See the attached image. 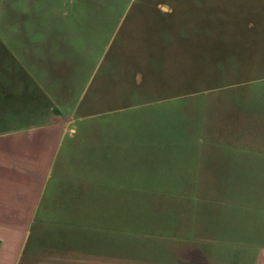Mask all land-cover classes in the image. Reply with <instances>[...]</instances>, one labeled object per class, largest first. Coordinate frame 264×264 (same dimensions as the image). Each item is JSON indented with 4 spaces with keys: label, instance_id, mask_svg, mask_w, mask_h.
Masks as SVG:
<instances>
[{
    "label": "rangeland",
    "instance_id": "obj_1",
    "mask_svg": "<svg viewBox=\"0 0 264 264\" xmlns=\"http://www.w3.org/2000/svg\"><path fill=\"white\" fill-rule=\"evenodd\" d=\"M260 108L264 0H0V172L40 201L20 263L218 264L245 222L212 183L248 175L212 171V136Z\"/></svg>",
    "mask_w": 264,
    "mask_h": 264
},
{
    "label": "crops",
    "instance_id": "obj_2",
    "mask_svg": "<svg viewBox=\"0 0 264 264\" xmlns=\"http://www.w3.org/2000/svg\"><path fill=\"white\" fill-rule=\"evenodd\" d=\"M260 109L264 111L263 108ZM245 110L247 112L242 116L248 117L249 108ZM249 123L250 119L248 125ZM240 126L244 132L235 130L229 138L212 136V158H208V161L212 159V171L217 173L219 168L222 174L241 172L248 175L245 186L225 187L222 182L215 186L212 183V219H216L215 223L222 213L235 215L224 216V219L239 217L245 222L239 230L233 231L235 239L227 236L224 247L222 244L218 246L216 238H212V263L264 264V141L259 139L261 137L264 140V131L262 129L261 134L250 133L246 125ZM240 133L242 136H239ZM221 144L225 148H221ZM222 149L226 151L223 152ZM15 170L27 173L23 168L16 167ZM10 191L7 180L0 172V264H21L22 249L29 235L25 224L40 215V206L37 205L40 201H35L30 195L14 198L18 189ZM208 197L210 195L207 194L206 198ZM50 204L54 205V201H45L44 206ZM41 212L47 213V210ZM36 253L35 264H39L38 258H43V252L37 249Z\"/></svg>",
    "mask_w": 264,
    "mask_h": 264
}]
</instances>
